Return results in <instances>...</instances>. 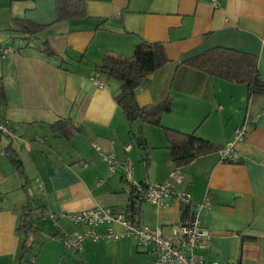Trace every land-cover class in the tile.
I'll list each match as a JSON object with an SVG mask.
<instances>
[{
	"label": "crops",
	"instance_id": "1",
	"mask_svg": "<svg viewBox=\"0 0 264 264\" xmlns=\"http://www.w3.org/2000/svg\"><path fill=\"white\" fill-rule=\"evenodd\" d=\"M87 17L57 20L56 0H0V122L8 120L14 138L0 134V264H152L151 248L134 237L88 239L81 252L66 250L63 235L84 232L71 214L112 208L129 221L172 228L199 214L212 239L195 250L204 264H264V92L249 95L246 84L227 82L192 65L203 54L224 48L255 57L264 83V0H84ZM29 19L45 28L35 36L15 27ZM44 32V33H43ZM164 46L168 62L137 89L141 107L171 100L161 126L197 137L216 149L176 167L163 128L131 124L114 95L119 83L97 72L108 52L131 57L141 41ZM51 48L57 57H49ZM98 78L103 87H98ZM71 124L54 131L58 121ZM247 134L236 141L237 129ZM72 129V130H71ZM73 132V133H72ZM146 142L137 140L139 133ZM229 142L237 162L222 163L219 149ZM129 159L133 175L148 185L171 182L179 168L193 204L177 200L167 209L140 198L123 172H109L93 145ZM130 146L129 151L125 147ZM12 151L22 171L11 162ZM208 200L207 205L197 209ZM31 207L34 230L20 251L21 215ZM121 233L119 224L112 225ZM100 236L107 225H99ZM176 241V240H175Z\"/></svg>",
	"mask_w": 264,
	"mask_h": 264
},
{
	"label": "trees",
	"instance_id": "2",
	"mask_svg": "<svg viewBox=\"0 0 264 264\" xmlns=\"http://www.w3.org/2000/svg\"><path fill=\"white\" fill-rule=\"evenodd\" d=\"M56 14L55 23L69 19L86 18V3L84 0H56ZM13 22L15 27L31 36H35L45 28V26L37 25L26 18L14 19ZM44 53L49 57H57L51 48L44 49ZM167 62L168 58L162 44L141 40L135 46L131 57H123L108 52L104 55L101 65L97 67L98 73L114 78L119 83V90L115 93L114 98L131 124L140 121L143 125L163 128L161 119L165 113L172 110V101L165 100L159 104L141 107L137 102L136 93L144 81L166 65ZM191 64L227 82L248 85L249 95L264 92V83L260 78L255 57L229 49L216 48L195 59ZM70 124L69 121L61 120L53 124L52 128L54 131L63 132L64 128ZM163 130L168 140L167 150L176 167L180 168L189 164L199 156L216 149L213 144L195 134H184L168 128H163ZM137 140L143 144L146 142L142 132L139 133ZM8 153L13 165L22 171V163L17 155L12 151H8ZM140 198L141 196L136 194L133 207L130 210L132 214L135 213ZM30 208V206L25 208L17 228V233L24 236L20 246L22 254L29 252L32 248L27 244V238L34 230L33 210Z\"/></svg>",
	"mask_w": 264,
	"mask_h": 264
},
{
	"label": "built area",
	"instance_id": "3",
	"mask_svg": "<svg viewBox=\"0 0 264 264\" xmlns=\"http://www.w3.org/2000/svg\"><path fill=\"white\" fill-rule=\"evenodd\" d=\"M211 2L215 7L219 4L218 0H211ZM8 53V49H0L2 58H5ZM94 82L100 88L104 86L98 78H94ZM247 132L245 127L237 129L234 139L236 141L243 140ZM0 134L14 138L15 130L10 121L0 122ZM93 147L100 153L101 159L108 163L111 174L121 170L124 180L129 186H132L134 192L146 201L155 204L159 209H167L169 202L172 200H177L186 206L193 204L189 192L176 188V184H181L183 181L182 171L179 168H175L170 173L171 182L154 185H148L144 182L139 183L135 180L133 166L129 159H119L112 153L104 152L97 144H94ZM129 150L130 146H126L125 151ZM219 156L222 163L237 162L239 160L233 142L227 143L225 147L220 149ZM207 202L208 200H205L204 203L199 204L197 209L204 208ZM68 218L75 225L86 228L84 232L69 231L63 235L64 248L76 253L82 251L83 244L88 239L99 242L101 240L109 241L134 237L137 239L139 246L151 248L156 257L152 264H204V259L196 255L195 250L212 239L211 233L202 227L198 213H194L192 218L184 219L172 228V235L175 239L165 236L163 229L160 227L150 228L145 225L133 224L124 213L112 208L97 207L71 214ZM114 224H119L122 227L121 233L114 232L112 227ZM99 225H107L106 235L100 236L97 234L96 227Z\"/></svg>",
	"mask_w": 264,
	"mask_h": 264
},
{
	"label": "rangeland",
	"instance_id": "4",
	"mask_svg": "<svg viewBox=\"0 0 264 264\" xmlns=\"http://www.w3.org/2000/svg\"><path fill=\"white\" fill-rule=\"evenodd\" d=\"M44 33V32H43ZM4 34H6V33H3L2 35H4ZM2 35H0V36H2ZM0 39H2V38H0Z\"/></svg>",
	"mask_w": 264,
	"mask_h": 264
}]
</instances>
